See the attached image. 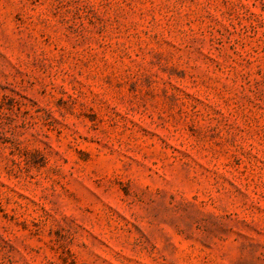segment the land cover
Wrapping results in <instances>:
<instances>
[{
	"label": "rangeland",
	"instance_id": "obj_1",
	"mask_svg": "<svg viewBox=\"0 0 264 264\" xmlns=\"http://www.w3.org/2000/svg\"><path fill=\"white\" fill-rule=\"evenodd\" d=\"M0 264H264V0H0Z\"/></svg>",
	"mask_w": 264,
	"mask_h": 264
}]
</instances>
